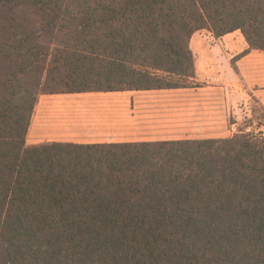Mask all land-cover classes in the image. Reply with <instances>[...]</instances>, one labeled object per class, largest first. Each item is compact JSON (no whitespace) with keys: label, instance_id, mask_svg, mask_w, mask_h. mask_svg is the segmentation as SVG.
I'll return each instance as SVG.
<instances>
[{"label":"trees","instance_id":"obj_1","mask_svg":"<svg viewBox=\"0 0 264 264\" xmlns=\"http://www.w3.org/2000/svg\"><path fill=\"white\" fill-rule=\"evenodd\" d=\"M264 0H0V264H264V140L43 143L42 95L188 88L190 40Z\"/></svg>","mask_w":264,"mask_h":264},{"label":"crops","instance_id":"obj_2","mask_svg":"<svg viewBox=\"0 0 264 264\" xmlns=\"http://www.w3.org/2000/svg\"><path fill=\"white\" fill-rule=\"evenodd\" d=\"M189 46L192 87L42 95L28 145L224 140L237 134L264 140V50L251 49L241 31L221 38L200 31Z\"/></svg>","mask_w":264,"mask_h":264},{"label":"rangeland","instance_id":"obj_3","mask_svg":"<svg viewBox=\"0 0 264 264\" xmlns=\"http://www.w3.org/2000/svg\"><path fill=\"white\" fill-rule=\"evenodd\" d=\"M245 123H247V122H245ZM253 133H255V130L252 131V134H253ZM259 138H260V137H259Z\"/></svg>","mask_w":264,"mask_h":264}]
</instances>
